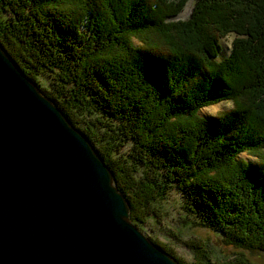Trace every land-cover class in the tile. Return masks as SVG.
I'll return each instance as SVG.
<instances>
[{"label":"trees","instance_id":"16d2710c","mask_svg":"<svg viewBox=\"0 0 264 264\" xmlns=\"http://www.w3.org/2000/svg\"><path fill=\"white\" fill-rule=\"evenodd\" d=\"M187 2L0 0V45L96 147L136 226L176 190L198 226L240 250L204 264H255L246 252L264 253V0H196L187 21H170ZM153 30L163 48L134 46ZM223 100L237 105L197 115ZM246 151L260 161H239Z\"/></svg>","mask_w":264,"mask_h":264},{"label":"water","instance_id":"95a60500","mask_svg":"<svg viewBox=\"0 0 264 264\" xmlns=\"http://www.w3.org/2000/svg\"><path fill=\"white\" fill-rule=\"evenodd\" d=\"M0 264H179L96 147L0 45Z\"/></svg>","mask_w":264,"mask_h":264},{"label":"rangeland","instance_id":"374dc122","mask_svg":"<svg viewBox=\"0 0 264 264\" xmlns=\"http://www.w3.org/2000/svg\"><path fill=\"white\" fill-rule=\"evenodd\" d=\"M195 3L196 0H188L184 10L170 21H187L191 17ZM235 39V34H229L221 41L220 57L226 58L230 55ZM131 40L134 46L139 48L148 44L152 46L154 40V42L159 43V45H154L155 48L161 49L165 46L164 37L154 30L142 36H132ZM51 83L52 80L49 75L39 77L41 88L43 86L50 87ZM236 105L233 100H223L202 107L197 115L201 118H210L211 116L208 113H215L217 116L223 112L233 110ZM124 146L120 148L121 155L128 153L131 149L128 144H124ZM262 152H264V149ZM237 159L249 163L260 161L258 155L250 151L239 154ZM183 206L181 194L176 190L170 192L167 200L158 202L156 214L148 216L145 222L139 223L137 227L151 241L163 247L180 262L179 264H204L206 263L205 256L214 261L232 259L237 255L240 250L225 245L220 234L216 231L198 226L195 223V218L188 215ZM246 254L255 264H264V253L246 252Z\"/></svg>","mask_w":264,"mask_h":264},{"label":"clouds","instance_id":"9594fccd","mask_svg":"<svg viewBox=\"0 0 264 264\" xmlns=\"http://www.w3.org/2000/svg\"><path fill=\"white\" fill-rule=\"evenodd\" d=\"M209 116H211L212 118H216V114L215 113H208Z\"/></svg>","mask_w":264,"mask_h":264},{"label":"bare ground","instance_id":"6f19581e","mask_svg":"<svg viewBox=\"0 0 264 264\" xmlns=\"http://www.w3.org/2000/svg\"><path fill=\"white\" fill-rule=\"evenodd\" d=\"M132 220V219H131ZM133 222V221H132ZM135 225V224H134Z\"/></svg>","mask_w":264,"mask_h":264}]
</instances>
